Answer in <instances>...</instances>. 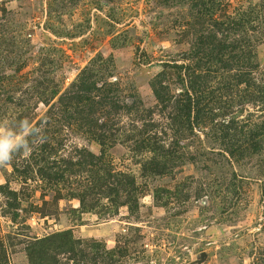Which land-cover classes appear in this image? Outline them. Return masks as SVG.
Instances as JSON below:
<instances>
[{"label":"rangeland","instance_id":"obj_1","mask_svg":"<svg viewBox=\"0 0 264 264\" xmlns=\"http://www.w3.org/2000/svg\"><path fill=\"white\" fill-rule=\"evenodd\" d=\"M20 119L0 264H264V0H0Z\"/></svg>","mask_w":264,"mask_h":264},{"label":"clouds","instance_id":"obj_2","mask_svg":"<svg viewBox=\"0 0 264 264\" xmlns=\"http://www.w3.org/2000/svg\"><path fill=\"white\" fill-rule=\"evenodd\" d=\"M40 132L41 129L28 119H20L14 126L0 121V167L9 165L14 154L22 152L25 156L29 155L33 138L39 136Z\"/></svg>","mask_w":264,"mask_h":264},{"label":"trees","instance_id":"obj_3","mask_svg":"<svg viewBox=\"0 0 264 264\" xmlns=\"http://www.w3.org/2000/svg\"><path fill=\"white\" fill-rule=\"evenodd\" d=\"M147 144H148L147 140H142V142H141V145H140V146H147Z\"/></svg>","mask_w":264,"mask_h":264}]
</instances>
